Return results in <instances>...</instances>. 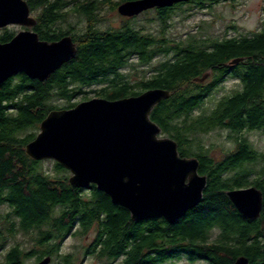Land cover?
Wrapping results in <instances>:
<instances>
[{
  "label": "trees",
  "instance_id": "obj_1",
  "mask_svg": "<svg viewBox=\"0 0 264 264\" xmlns=\"http://www.w3.org/2000/svg\"><path fill=\"white\" fill-rule=\"evenodd\" d=\"M28 4L31 1L27 0ZM36 0L43 5L35 30L40 39L58 40L70 35L76 55L46 80L30 79L20 73L0 87V248L18 233L29 235V249L20 243L3 252L0 264H27L46 256H58L67 236L83 237L95 227L102 246L97 258L115 260L127 257L131 264H157L178 259L186 252L198 264H232L246 256L249 264H264V150H257L247 135L264 132V21L260 31L242 36L200 37L188 34L182 39L154 36L131 26L100 30L93 7L106 0H84L79 13L90 24L78 30L77 23L64 18L56 22V2ZM127 0L113 1L112 10ZM219 0H195L173 7L157 8L156 20L163 28L175 11L185 5L212 7ZM234 1V0H230ZM208 3V4H206ZM59 13V12H58ZM148 13V12H147ZM46 20V21H45ZM16 31L0 29V41H9ZM174 57L150 67L147 78L131 82L125 71L133 59L141 66L152 65L159 55ZM137 57V58H135ZM242 58L237 64L235 58ZM209 72L203 82L195 81ZM228 80L235 88L220 98L213 90ZM96 86L85 91L83 87ZM148 88L170 91L151 112V119L162 134L176 140L181 156L196 157L199 173L206 175L203 200L174 224L163 218L133 221L130 213L115 206L109 196L94 184L77 188L68 181L69 171L55 161L34 160L25 152L39 125L49 111L70 108L78 94L93 92L107 99L137 95ZM215 100L205 106V99ZM69 103L58 106L54 100ZM227 131L234 146L213 154L205 135L214 130ZM254 185L263 194V209L254 220L247 219L232 204L226 192ZM1 207L7 208L2 213ZM64 264H73L72 255H60ZM143 260V261H142Z\"/></svg>",
  "mask_w": 264,
  "mask_h": 264
},
{
  "label": "water",
  "instance_id": "obj_2",
  "mask_svg": "<svg viewBox=\"0 0 264 264\" xmlns=\"http://www.w3.org/2000/svg\"><path fill=\"white\" fill-rule=\"evenodd\" d=\"M190 1L195 0H127L117 11L132 17ZM9 25H35L26 0H0V29ZM76 52L70 35L44 41L33 30H20L7 43L0 42V87L19 73L44 81ZM209 74L195 81L203 82ZM169 96V90L151 88L119 99L93 97L53 109L36 137L26 143L25 152L34 160L50 159L67 169L72 186L89 189L94 184L133 221L163 218L174 224L202 202L207 177L199 173V160L181 156L176 140L164 136L151 119L153 108ZM226 194L243 217L255 221L260 216L263 194L256 186ZM50 262L46 256L37 264ZM232 264H249V259L242 255Z\"/></svg>",
  "mask_w": 264,
  "mask_h": 264
},
{
  "label": "rangeland",
  "instance_id": "obj_3",
  "mask_svg": "<svg viewBox=\"0 0 264 264\" xmlns=\"http://www.w3.org/2000/svg\"><path fill=\"white\" fill-rule=\"evenodd\" d=\"M119 1V0H114ZM208 4V3H206ZM99 17L102 18L95 27L100 30H109L120 28L123 20L120 13L117 10H100L98 13ZM156 13L150 11L149 13L143 14L133 21L131 20L129 24L136 29L143 31V33L154 35V36H163L162 32L164 31V36L169 39H182L185 38L188 34H196L200 37H223L226 36H242L249 35L260 31L262 23L264 21V0H219L218 2L213 3L212 7L207 5L204 8H200L196 5H185L178 8L172 17L169 19V26L165 29L163 28L162 23L159 20H156ZM68 21L71 23H77L76 27L78 30H85L86 28V19L80 16H69ZM14 30L18 31V26L10 25ZM174 57L173 53L159 55L153 61L152 65L147 67L141 66L136 59H133V65L128 66L125 71L130 75L131 82H137L142 77H144V72H149L150 67L159 64L165 60H170ZM235 81L228 80L224 84L218 85L213 92H215L212 97L215 99L225 96L233 91L235 88ZM96 86L83 87V90L90 91L96 89ZM93 97H97L95 93L88 92L86 94H78L70 102L78 103ZM207 97L205 99V106H212L208 104H213L215 100ZM216 99V100H217ZM58 106L67 105L69 102L63 99H56L53 101ZM39 132V131H38ZM227 131L225 130H214L205 135V142L208 145L213 146V154L219 156L222 151L231 150L234 146L232 140L228 139ZM251 144H253L257 150H264V132L263 131H253L247 135ZM53 160H50V163L47 162L46 165L52 167ZM70 176V172L68 177ZM7 208L1 207L2 213L6 211ZM95 235V230L90 229L86 235L83 237L70 236L63 241L62 246L58 253L59 255L51 256V264H64L60 260V255L70 254L72 255L71 261L73 264H109V260L99 259L89 256L85 258L84 249L88 248L91 244ZM16 243L22 244L26 249H29L32 244L31 238L29 235H24L23 233H18L14 237H9L5 241L3 252L9 251L10 247L15 246ZM2 252V254H3ZM1 258V257H0ZM35 257H31L26 260L27 264H37ZM118 263V261H116ZM162 264H187V261L178 260L177 263L174 261H168Z\"/></svg>",
  "mask_w": 264,
  "mask_h": 264
},
{
  "label": "flooded vegetation",
  "instance_id": "obj_4",
  "mask_svg": "<svg viewBox=\"0 0 264 264\" xmlns=\"http://www.w3.org/2000/svg\"><path fill=\"white\" fill-rule=\"evenodd\" d=\"M27 1V0H26ZM29 1H31V3L29 2V7H30V17H33L34 19H35V25L34 26H32V27H21V26H19L18 28V31H20V30H27V29H30V30H33V31H35L36 32V30H35V27H36V24L38 23V21L40 20V11L42 10L41 8H42V6L43 5H37V6H33V4L36 2V0H29ZM84 0H61V2H56V5H57V9H58V11L54 14V18H53V20H55L54 21V23H56V22H62L63 21V19L64 18H67V20H68V17L69 16H80V17H84L85 19H86V25L88 26L89 24H90V22H91V20L86 16V15H84V16H82L80 13H79V11H78V8H80V6H82L81 5V2H83ZM107 2L106 3H104V4H99L97 7L96 6H94L93 7V9H92V11H91V13H90V15L89 16H91V17H95V20H97L98 22L99 21H101L102 20V18L101 17H99V15H98V13H99V11L100 10H110V11H114V10H112L111 8H112V5H111V3L114 1V0H111V3H108V2H110V0H106ZM28 2V1H27ZM175 6V5H174ZM173 7V6H172ZM117 10V9H116ZM150 11H157V8H154V9H150V10H147V11H145V12H143V13H141V14H139V15H137V16H132V17H125V16H122V15H120V16H122V20H123V23H122V25L125 23V22H130L131 20L133 21V19H135V18H137V17H139V16H141V15H143V14H146L147 12L149 13ZM59 12V13H58ZM156 14H157V12H155ZM46 21V20H45ZM97 22V23H98ZM96 23V24H97ZM10 26V25H9ZM15 26H17V25H15ZM17 31V32H18ZM16 32V33H17ZM15 33V34H16ZM37 33V32H36ZM14 34V35H15ZM38 34V33H37ZM60 39V38H59ZM1 42V41H0ZM6 42V41H5ZM7 43V42H6ZM169 53H173L172 51L171 52H169ZM168 53V54H169ZM135 58H137V57H135ZM157 57H155L154 59H153V61L156 59ZM137 60H138V58H137ZM153 61L151 62V63H153ZM148 65H146V66H144V67H147ZM145 73V75H147V76H150L151 75V73H152V71H149V72H144ZM20 74V73H19ZM17 75V74H16ZM16 75H13V76H16ZM147 76H145V78H147ZM11 78V77H10ZM8 80V79H7ZM148 89H151V88H148ZM148 89H145V90H143L142 92H144V91H146V90H148ZM141 93V92H140ZM97 97H99V96H97ZM253 131H256V130H252V131H249L248 132V134L249 133H251V132H253ZM96 227V226H95ZM95 227H93V228H91L92 230H95V235L96 236H94V238H93V240H92V242H91V244L89 245V247L88 248H85L84 249V256H85V258H87V257H89V256H91L92 255V257H95L96 256V258H97V256H98V252L100 251V249L99 248H101V246H102V244H101V242H99V241H97L96 239H97V233H96V228ZM71 236V235H70ZM70 236H67L65 239H67L68 237H70ZM64 239V240H65ZM61 246H62V244H61ZM1 252H3V249L2 248H0V253ZM2 254V253H1ZM1 254H0V256H1ZM51 257V256H50ZM104 259V258H103ZM178 260H180V261H183V260H185V261H187V264H198L199 262L198 261H191L190 259H189V256L187 255V253L186 252H183L182 251V253H180V255H179V258L178 259H169L168 261H174V262H176L177 263V261ZM51 261H52V258H51ZM111 262H110V264H119V262H120V258H118V259H115V260H110ZM116 261H118V263H116ZM143 261V260H142ZM168 261L166 260L165 262H167L168 263ZM165 262H163V263H165ZM123 264H131V262H130V260L125 256V257H123V262H122ZM49 264H51V262L49 263ZM106 264V263H105ZM135 264H144V262L143 263H138V261L135 263ZM154 264H157V260L155 261V263ZM160 264H162V263H160Z\"/></svg>",
  "mask_w": 264,
  "mask_h": 264
}]
</instances>
